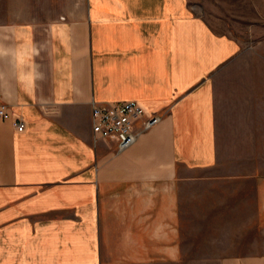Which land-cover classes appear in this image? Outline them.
I'll return each mask as SVG.
<instances>
[{
    "label": "crops",
    "instance_id": "obj_1",
    "mask_svg": "<svg viewBox=\"0 0 264 264\" xmlns=\"http://www.w3.org/2000/svg\"><path fill=\"white\" fill-rule=\"evenodd\" d=\"M0 106V264H264V56L188 0H0Z\"/></svg>",
    "mask_w": 264,
    "mask_h": 264
},
{
    "label": "built area",
    "instance_id": "obj_2",
    "mask_svg": "<svg viewBox=\"0 0 264 264\" xmlns=\"http://www.w3.org/2000/svg\"><path fill=\"white\" fill-rule=\"evenodd\" d=\"M145 114L134 101L91 104L92 144L112 143L116 153L127 150L140 135L160 121L159 116ZM0 119L11 122L16 132L21 133L25 128L24 122L13 118L3 106H0Z\"/></svg>",
    "mask_w": 264,
    "mask_h": 264
},
{
    "label": "rangeland",
    "instance_id": "obj_3",
    "mask_svg": "<svg viewBox=\"0 0 264 264\" xmlns=\"http://www.w3.org/2000/svg\"><path fill=\"white\" fill-rule=\"evenodd\" d=\"M219 34L264 56V0H188Z\"/></svg>",
    "mask_w": 264,
    "mask_h": 264
}]
</instances>
